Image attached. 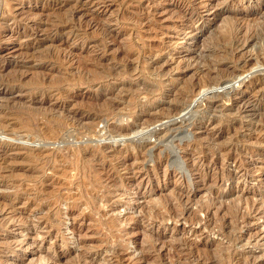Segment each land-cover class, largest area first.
Returning <instances> with one entry per match:
<instances>
[{
	"label": "rangeland",
	"instance_id": "rangeland-1",
	"mask_svg": "<svg viewBox=\"0 0 264 264\" xmlns=\"http://www.w3.org/2000/svg\"><path fill=\"white\" fill-rule=\"evenodd\" d=\"M18 1L0 0V264H264V0H104L101 27L73 15L92 0Z\"/></svg>",
	"mask_w": 264,
	"mask_h": 264
},
{
	"label": "bare ground",
	"instance_id": "bare-ground-1",
	"mask_svg": "<svg viewBox=\"0 0 264 264\" xmlns=\"http://www.w3.org/2000/svg\"><path fill=\"white\" fill-rule=\"evenodd\" d=\"M32 1H34L33 3L35 4V3H38L39 4V2H46L47 0H32ZM31 1V2H32ZM110 2H111V0H109ZM108 1V2H109ZM125 1V0H124ZM29 2V1H28ZM113 2V1H112ZM22 3V0H20V1H18V3H17V5H20ZM125 3V2H124ZM241 4V6H243L244 8H251L252 7V4H251V2L249 1V0H241V1H239L238 2V5H240ZM80 4V3H79ZM108 4V3H107ZM37 5V4H36ZM91 7H90V6ZM89 5H87L86 3H82L80 6H77V10L74 12V14L73 15H75V13H77V11L79 12V13H85V15H88L89 16V25H93V24H95L98 20H96L97 18H95L93 15H97L100 11H101V13H103L106 9H108L109 8V5H106V3H105V1L104 0H92L91 1V3L89 4ZM15 7H17V6H15ZM60 7V6H59ZM71 7V6H70ZM69 7V8H70ZM175 8V10H172V12H178L182 17H186V14L184 13V12H179V8L175 5V6H172V9H174ZM21 9V8H20ZM60 9V8H59ZM3 11V10H2ZM65 11H66V9H65ZM72 11V10H71ZM189 12H194V9L193 8H191L190 10H189ZM177 13V14H178ZM22 14L24 15V14H26V16L28 15H31V14H34V13H31V12H28V11H23L22 12ZM22 14H21V17H22ZM69 14V13H68ZM105 14H106V11H105ZM120 14V13H119ZM100 15V14H99ZM102 15V14H101ZM107 15V14H106ZM109 15V14H108ZM122 15V14H121ZM66 16V15H65ZM79 16V15H78ZM110 16V15H109ZM220 16H221V11L218 9V10H216V5L214 4V3H209V5L206 7V9H205V12H203V13H200L198 16H197V19L196 20H192V23H193V26H194V30H195V32H194V34H197V33H201V35L203 36L204 34H205V32H204V30H203V23H205V21L207 20V18H209V17H211L212 19H218L219 20V18H220ZM25 17V16H24ZM19 18V19H17L16 21H14L15 23H12L11 25H14L15 27H23V28H26V31L28 32V33H30V31H32L33 29H35V28H39L40 29V31H43L44 33L48 30V23L45 21V20H43V19H38V18H27V17H25V18ZM100 17V16H99ZM106 17V16H105ZM104 17V18H105ZM122 17V16H121ZM223 17V16H222ZM234 17V16H233ZM78 18V17H77ZM76 18V19H77ZM101 18V17H100ZM104 18L102 19V20H104ZM235 18V17H234ZM74 19V18H73ZM118 19V18H117ZM242 19V18H241ZM247 19V18H246ZM101 20V21H102ZM217 20V21H218ZM74 21H76L75 19H74ZM91 21V22H90ZM112 21H113V23H114V21L115 20H108L107 19V21L105 22L104 21V24H103V27L101 28V29H103V31H104V33L105 34H108V33H110V32H112V25H113V23H112ZM118 22L120 21V20H117ZM220 21V20H219ZM52 22V21H51ZM78 22V23H77ZM77 24H76V26L80 23V20L78 21L77 20ZM88 22V21H87ZM240 22V21H239ZM98 23H99V21H98ZM57 24H59V23H57ZM55 25V24H54ZM101 24L99 23V27H101L100 26ZM240 24H238L237 25V23H236V26L238 27V30H237V32H236V34H235V37H234V40L233 41H235V44H236V46L237 47H240V46H247L248 44H249V41H251V40H249V39H251V37H249V36H247L246 35V32H244V27H242V24H241V26H239ZM74 26V25H73ZM97 26V27H98ZM116 26V25H115ZM78 27V26H77ZM236 27V28H237ZM95 28V27H94ZM51 31V30H50ZM72 31H75L74 30V27H73V30ZM70 32V31H69ZM27 35V36H26ZM46 35V34H45ZM48 35V34H47ZM18 37L17 38H21L22 36H20V35H17ZM25 36L26 37H28L29 35L28 34H25ZM111 36V35H110ZM201 36V37H202ZM16 37V36H15ZM188 37V34H185V35H183V40H187V39H192L190 42H191V44H195L196 45V48L195 49H197V48H199L198 46H200V45H202V40H201V38H196V37H194V35L192 34V37H190V38H187ZM249 37V39H247ZM23 38H24V36H23ZM95 39V38H94ZM16 40V39H15ZM23 40V39H22ZM226 41V40H225ZM82 42V41H81ZM201 47V46H200ZM200 49V48H199ZM249 49V48H248ZM1 55V54H0ZM251 55V54H250ZM237 62V61H236ZM257 64V63H256ZM232 74V73H231ZM238 81V80H237ZM240 81V80H239ZM238 81V82H239ZM241 82V81H240ZM240 82H239V84H235L234 83V85L232 84H230V86H222V87H218V88H220L221 90H224V89H227V88H229V87H231L232 86V88L233 87H235V86H240ZM233 83V82H232ZM237 83V82H236ZM243 82H241V84H242ZM257 83V82H256ZM250 87V86H249ZM254 87V86H253ZM212 90V89H211ZM210 90V91H211ZM213 92H215V91H213ZM211 93H212V91H211ZM214 94V93H213ZM213 96V95H212ZM215 96V95H214ZM197 100H198V98H196ZM253 108V107H252ZM244 113V112H243ZM246 114V113H245ZM256 115V114H255ZM179 118H180V116H179ZM178 118V119H179ZM176 119H177V117H176ZM177 121V120H176ZM155 129V128H154ZM12 132V131H11ZM140 132V131H139ZM152 132V131H151ZM142 133V132H141ZM2 135V134H1ZM142 136V135H141ZM2 138V137H1ZM5 139V138H4ZM1 140V139H0ZM1 142H2V140H1ZM13 143V142H12ZM26 143V142H25ZM21 144H23V143H21ZM20 144V145H21ZM15 145H16V143H15ZM18 145V144H17ZM28 145V144H27ZM14 146V145H13ZM24 148V147H23ZM236 169V168H235ZM192 184V183H191ZM1 186V185H0ZM6 187V186H5ZM2 188V187H1ZM6 190V189H5ZM4 204V203H3ZM10 204V203H9ZM1 205V204H0ZM7 205H8V203H7ZM12 205V204H11ZM5 207V206H4ZM12 207V206H11ZM11 209V208H10ZM14 209V208H13ZM12 210V209H11ZM0 212H1V210H0ZM17 212V211H16ZM11 213V212H10ZM13 213V212H12ZM8 215H9V213H8ZM1 216V215H0ZM5 216V215H4ZM10 216V215H9ZM16 217V216H15ZM14 217V218H15ZM14 218L13 217H10V219L12 220L11 222H13V220H14ZM16 219V218H15ZM0 220H1V218H0ZM24 220V219H23ZM2 221V220H1ZM9 221V220H8ZM15 222H16V220H15ZM12 224V223H11ZM6 226V225H5ZM7 227H8V225H7ZM21 228V232H24V231H26V227L24 228V227H17L16 229H20ZM183 231V230H182ZM188 236V235H187ZM15 239V241H14V243H13V245L11 244H7L6 246H7V248H8V246L10 247V249L12 248V250H16L15 252H16V254L18 255L19 254V256H24V255H26V252L27 251H29L28 250V248L30 247V246H32V245H34L36 242L34 241L35 239L33 238V237H31V236H29L28 235V233L27 232H25V234L23 235V236H21V237H16V238H14ZM7 241V240H6ZM5 249V248H4ZM9 249V250H10ZM15 254V255H16ZM45 258V257H44ZM6 256L4 255V260L3 261H6ZM43 260V259H42ZM42 260H41V262L40 263H42ZM3 261H1V262H3ZM29 262H30V260H29ZM39 263V264H40ZM17 264V263H16Z\"/></svg>",
	"mask_w": 264,
	"mask_h": 264
}]
</instances>
